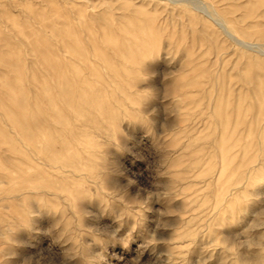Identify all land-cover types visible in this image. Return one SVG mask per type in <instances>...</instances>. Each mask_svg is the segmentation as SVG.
Returning <instances> with one entry per match:
<instances>
[{
	"label": "rangeland",
	"instance_id": "rangeland-1",
	"mask_svg": "<svg viewBox=\"0 0 264 264\" xmlns=\"http://www.w3.org/2000/svg\"><path fill=\"white\" fill-rule=\"evenodd\" d=\"M262 210L264 0H0V264H224Z\"/></svg>",
	"mask_w": 264,
	"mask_h": 264
},
{
	"label": "clouds",
	"instance_id": "clouds-1",
	"mask_svg": "<svg viewBox=\"0 0 264 264\" xmlns=\"http://www.w3.org/2000/svg\"><path fill=\"white\" fill-rule=\"evenodd\" d=\"M101 148H102V145H101ZM247 189H244V191H247ZM237 190H236L237 194L240 192H244V191H237ZM171 191L172 193H174L173 183L171 186ZM250 199L251 198L249 197V195H247L246 199L241 198L240 202L236 205V207L233 210H231L230 215L225 217V219L222 222L223 225L226 222V218L228 217H231L234 220L244 210L242 206L247 205ZM232 203H233V198L229 196L226 199L225 204L223 205V208L225 209L228 208L229 205ZM260 229H264V210L256 214L254 221L249 225V227L245 230V232L242 233V235L245 237L243 241H240L239 239H237L236 242L227 241L229 247H232L233 245L235 246L236 255L229 256L227 255L225 251L227 259L224 262V264H228V261H231V264H233V261H235L236 264H264V233H261L258 237L253 236V233ZM244 246H247L249 249H256L257 251L255 252L254 255L250 257L246 256L242 258L239 255V250L241 247H244Z\"/></svg>",
	"mask_w": 264,
	"mask_h": 264
},
{
	"label": "bare ground",
	"instance_id": "bare-ground-1",
	"mask_svg": "<svg viewBox=\"0 0 264 264\" xmlns=\"http://www.w3.org/2000/svg\"><path fill=\"white\" fill-rule=\"evenodd\" d=\"M222 23H223V21H222ZM59 66H60V65L56 66V68H58V69H59V68H60Z\"/></svg>",
	"mask_w": 264,
	"mask_h": 264
}]
</instances>
